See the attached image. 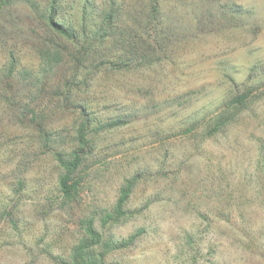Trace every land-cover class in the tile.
Wrapping results in <instances>:
<instances>
[{"label":"rangeland","instance_id":"374dc122","mask_svg":"<svg viewBox=\"0 0 264 264\" xmlns=\"http://www.w3.org/2000/svg\"><path fill=\"white\" fill-rule=\"evenodd\" d=\"M6 1L0 264H62L85 217L115 238L104 264H264V0H62L57 20L85 35L57 59L41 54L42 0ZM83 121L65 203L50 147L69 151Z\"/></svg>","mask_w":264,"mask_h":264},{"label":"trees","instance_id":"16d2710c","mask_svg":"<svg viewBox=\"0 0 264 264\" xmlns=\"http://www.w3.org/2000/svg\"><path fill=\"white\" fill-rule=\"evenodd\" d=\"M0 2L3 3L2 6L0 5V9L12 4L6 0H0ZM61 2L62 0H42L41 4L35 3L31 9V12L34 14L36 24L40 25L43 30L42 32L45 34V38H43V45L40 47L42 51L41 54L46 53L47 56H51L55 59H57L58 54L61 53L60 48L63 49L66 47V43L64 44L62 39H69L70 41H74L76 39L75 42H78V36L85 35L84 32H76L75 28L71 24L57 20V17H59L58 15ZM94 27L97 31H99L97 26ZM86 37H88V35H86ZM53 41H57L56 45L58 48L54 52L50 53L48 45ZM14 63L15 61L12 60L9 68V71L11 72L13 71V65L15 66ZM247 96V93H240L235 95L234 99L237 104L240 105L246 102ZM18 108L19 105H16V110ZM34 118H37L35 113ZM85 123L86 122L83 121L79 127H77L76 134L73 138V146L69 151H64L54 146L50 147V152L55 162L61 169L56 185L57 190L59 191V194L65 203H68L79 195L81 183L83 181L80 169L83 163L84 150L88 143L85 131ZM37 125L40 127V129L37 130L36 139L39 143L41 142L43 146L50 145V133L46 130H43L42 124L38 123ZM131 189L132 182H128L120 189L113 209L105 214L103 218L104 224L107 222H113L126 214L124 207ZM18 222L19 220L16 218V235H21V233L17 231ZM81 226L82 234L71 245L67 258L65 260H61V263L104 264L105 254L109 251V249H111L112 242L115 239L114 236L108 234V237H105V235L95 226L93 217H85L81 222ZM138 231L140 232L141 230ZM135 236L136 235L130 236L128 240H131ZM125 243L127 244L128 242L125 241Z\"/></svg>","mask_w":264,"mask_h":264}]
</instances>
